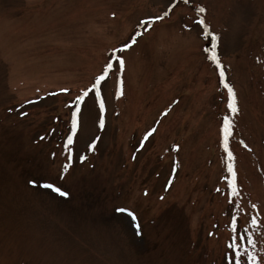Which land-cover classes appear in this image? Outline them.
Instances as JSON below:
<instances>
[{
	"label": "rangeland",
	"instance_id": "374dc122",
	"mask_svg": "<svg viewBox=\"0 0 264 264\" xmlns=\"http://www.w3.org/2000/svg\"><path fill=\"white\" fill-rule=\"evenodd\" d=\"M250 256L264 264V0H0V264Z\"/></svg>",
	"mask_w": 264,
	"mask_h": 264
},
{
	"label": "snow or ice",
	"instance_id": "6c2138e0",
	"mask_svg": "<svg viewBox=\"0 0 264 264\" xmlns=\"http://www.w3.org/2000/svg\"><path fill=\"white\" fill-rule=\"evenodd\" d=\"M200 12H205L206 9L201 7L199 9ZM200 23H204L203 20L200 21ZM133 43H135V39H133L132 41ZM125 47H130V45H125ZM117 60H118V63H119V67L122 69L124 67V61L122 58L120 57H117ZM217 63H219V61L217 60ZM111 67L112 65L111 64H108L106 65V69L104 71H102L101 75L97 78L96 80V83L93 85V87L95 88L96 85H98L101 81L105 80L106 79V74H107V71H110L111 70ZM221 75L223 76V72H221ZM226 87H228V85H225ZM228 91H229V95L232 97V101L231 103L229 104V107L232 109L233 112H237L238 111V108L236 107V97H235V93L234 91L228 87ZM77 99H81V97H78ZM101 107H103V104H101ZM102 123V122H101ZM75 124H76V121L75 119L73 120V126L75 127ZM229 127V124L228 122L226 121V124H225V131H227ZM155 129H152L146 136H145V139L148 138V136H150L152 134V132H154ZM72 142V138L69 137V143ZM229 158H231V153H229ZM229 171L232 172L233 174V185L231 186L232 187V194L233 195H236L238 194V189H237V186L235 185V171H234V168L232 166L229 167ZM31 183L35 184V181H31ZM44 187L46 188H54V190L57 192V193H60L61 195H67L66 192H63L59 187H54V185L52 184H46L44 185ZM253 208H256V205H252ZM117 211L119 212H127L128 215L132 218L133 222L136 221V216L133 212H131L130 210L126 209V208H118L116 209ZM235 223V219L233 220V224ZM251 223L252 224H257V220L255 217L252 218L251 220ZM136 229L139 230L140 228V225L139 224H136L135 225ZM249 242L251 243L252 241L249 240ZM231 247L235 248L236 245L233 244V245H230ZM249 259L252 261V264H258L257 262V259L255 256H250ZM236 264H239V261L237 260Z\"/></svg>",
	"mask_w": 264,
	"mask_h": 264
}]
</instances>
